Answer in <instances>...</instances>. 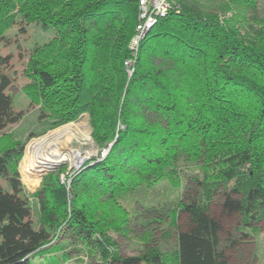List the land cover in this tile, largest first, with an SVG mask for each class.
<instances>
[{
	"label": "trees",
	"instance_id": "16d2710c",
	"mask_svg": "<svg viewBox=\"0 0 264 264\" xmlns=\"http://www.w3.org/2000/svg\"><path fill=\"white\" fill-rule=\"evenodd\" d=\"M170 1L167 14L141 39L127 77L125 61L133 58L129 44L139 22V0H0V31L21 20L57 33L28 52L24 88L32 99L44 109L61 111L63 122L87 113L99 145L119 128L105 158L88 165L74 181L93 192V203L72 183L75 203L67 222L94 241L95 251L109 264L171 263L148 243L142 256L120 257L110 250L114 241L98 226L99 216L107 213L95 194H109L117 209H125L118 197L124 192L115 191L132 192L123 188L126 180L134 182L128 175L132 171L135 185H150L200 169L192 177L198 194L180 203L170 223L173 235L181 233L176 264L230 263L225 245L233 241L232 231H225L211 213L219 198L227 214L239 216V243L249 242L264 220V23L243 33L241 21H221L215 9L198 8L197 0L192 5ZM232 1L246 13L254 12L252 19L264 20L259 0ZM224 6L219 11L228 9ZM13 80L1 70L0 128L17 118L12 97L3 92ZM1 142L0 177L12 168L13 186L18 171L12 164L24 146L15 152L13 142L6 147ZM45 190L55 195L41 208L50 232L64 225L69 192L56 176ZM21 202L0 183V264H31V257L56 246L33 234L32 223L25 221L27 204ZM182 213L187 215V232L179 220Z\"/></svg>",
	"mask_w": 264,
	"mask_h": 264
},
{
	"label": "rangeland",
	"instance_id": "374dc122",
	"mask_svg": "<svg viewBox=\"0 0 264 264\" xmlns=\"http://www.w3.org/2000/svg\"><path fill=\"white\" fill-rule=\"evenodd\" d=\"M187 1H189L188 4L192 5L191 1L193 0ZM195 3L203 11L215 9L221 21H227L228 19H233L236 23L241 21L244 27L243 33H245V29L247 32H253V29L261 28L264 23L262 19H252L251 14L254 12L246 13L243 8L232 0H197ZM258 5L260 8H258L259 13H262L259 17H262L264 16V0H259ZM221 6L228 7V9L219 11V9H222ZM139 14L140 5L138 20ZM18 23L4 29L3 32L0 31V56L10 58L8 61L0 60V72L1 70L9 72L14 79L12 85L3 90V92L12 97L11 106L13 105L12 108L17 117L14 121H8L1 126L0 139L2 140L1 147H6L7 142H13L15 152L22 145L24 148L21 153L15 154V157L18 156V160L17 163L14 162L12 164L13 167L14 165L17 167L18 180L16 179L17 181L13 186L10 185V177L13 173L11 168L9 172L11 175L0 177V183L4 189L15 193L22 200L21 203L26 202L28 212L27 216H25V221L29 220V223H32V231L34 232L32 233H38V237L47 239L45 241L50 240L51 244H56L55 249L52 248V250L54 249L53 252L51 250L44 255L37 254L31 257V264H57L56 262L62 264L61 257L66 260L63 264H109L97 254L95 242H88L89 240L85 238L84 233L77 231V227L68 225L67 222L72 217L70 215L72 209L70 205L75 203L72 183L78 193L83 191L84 196L88 195L85 198L89 199L90 203H93L91 202L94 198L93 192L84 191L81 187L82 185L75 184L74 181L88 165L96 164L105 158L115 144L119 128H117L118 131L109 142L99 145L93 137V130L87 113L81 114L77 119L63 122V119L60 118L61 111L44 109L38 100L32 99V96L28 94L27 88H24L25 84L29 82L25 73L29 56L28 52L34 45L50 41L57 33L53 28L44 29L35 23L26 24L21 20ZM137 26L138 23L135 30L133 28L134 32L129 44L133 58L125 61L127 77L133 72L139 51L140 41L136 44L139 40L136 38ZM66 125L72 126L73 136H66L68 141L64 145L65 147L79 150L83 154L92 149H95L96 152L89 155L78 166H74L70 162L60 161V163H57V168L52 165L43 172L34 171V174H36L34 177L30 175L27 177V174L21 169V165L29 143L33 139L49 135ZM123 127V125L120 126V128ZM110 144L111 148L107 150ZM196 173H200V169L194 168L181 174V176L166 178L150 185H135L137 182L135 180L136 177L134 178L136 171H132L128 175L133 177L132 181L134 182H127L126 180L123 187L125 189L130 187V189H133L131 190L132 192L128 191L127 193L123 189L115 191L116 193L124 192L118 196L120 203L125 207L123 210L117 209L109 194H95L96 197L98 196L99 203H101L99 204L101 211L105 210L107 213L105 217L99 216L98 222L100 224L98 226H103L108 237L116 244L111 245L110 250L118 252L122 258L138 257L146 253L144 247L148 243V245L157 246L161 252L166 254L167 259L171 260V263L168 264H176V250L181 233L178 231V233L175 232L173 235L170 223L173 221L174 212L178 209L180 203L192 201L198 194V189L192 180ZM51 176L58 177L59 182L64 184L69 192L67 198L68 214L65 217L66 219L61 221L64 222L62 223L64 225L59 227V229H53L48 232L46 231L48 222L43 219L41 208L42 202L50 201L52 197L53 199L55 198L54 193L51 192L52 190H45V185L49 182ZM222 204V199L219 198L212 205L211 213L221 222L225 231L228 229L232 231L233 241H231L229 246L225 245V252L230 257L229 264H264V220L259 223V229L253 234L254 237L249 239V242L239 243L240 236H238L236 231V226L239 224V216L236 213L234 215L227 214L223 210ZM179 220L183 230H186L187 215L182 213ZM187 231L189 230L185 232ZM222 235V238L225 239V233ZM29 239L30 236L23 241L25 245L29 244ZM50 252L52 253L51 256L49 255ZM55 252L60 255L57 256ZM53 254L55 255L53 256Z\"/></svg>",
	"mask_w": 264,
	"mask_h": 264
},
{
	"label": "bare ground",
	"instance_id": "6f19581e",
	"mask_svg": "<svg viewBox=\"0 0 264 264\" xmlns=\"http://www.w3.org/2000/svg\"><path fill=\"white\" fill-rule=\"evenodd\" d=\"M71 125H66L44 137L33 139L29 143L21 165V169L27 174V177L29 175L34 177L36 175L34 171L47 170L60 161L70 162L72 165L78 166L89 155L96 152L95 149H92L83 154L79 150L68 149L64 146L68 141L66 136H73Z\"/></svg>",
	"mask_w": 264,
	"mask_h": 264
},
{
	"label": "built area",
	"instance_id": "2783aa9c",
	"mask_svg": "<svg viewBox=\"0 0 264 264\" xmlns=\"http://www.w3.org/2000/svg\"><path fill=\"white\" fill-rule=\"evenodd\" d=\"M139 5L140 14L136 36L139 40L136 44L146 35L159 16L167 14L172 2L170 0H139Z\"/></svg>",
	"mask_w": 264,
	"mask_h": 264
},
{
	"label": "water",
	"instance_id": "95a60500",
	"mask_svg": "<svg viewBox=\"0 0 264 264\" xmlns=\"http://www.w3.org/2000/svg\"><path fill=\"white\" fill-rule=\"evenodd\" d=\"M110 146H111V144L109 145V147H108L107 150H109V149L111 148ZM57 165H58V164L55 165L56 168H57ZM53 169H55V168H53ZM42 172H43V171H42Z\"/></svg>",
	"mask_w": 264,
	"mask_h": 264
}]
</instances>
